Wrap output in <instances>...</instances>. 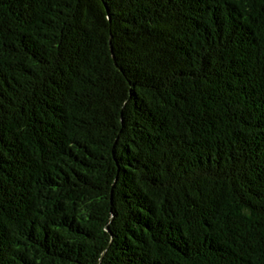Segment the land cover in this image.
<instances>
[{"label":"trees","instance_id":"1","mask_svg":"<svg viewBox=\"0 0 264 264\" xmlns=\"http://www.w3.org/2000/svg\"><path fill=\"white\" fill-rule=\"evenodd\" d=\"M0 264H264V0H0Z\"/></svg>","mask_w":264,"mask_h":264}]
</instances>
